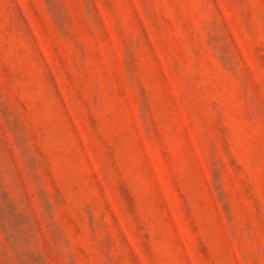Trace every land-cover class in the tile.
<instances>
[{
	"label": "rangeland",
	"instance_id": "obj_1",
	"mask_svg": "<svg viewBox=\"0 0 264 264\" xmlns=\"http://www.w3.org/2000/svg\"><path fill=\"white\" fill-rule=\"evenodd\" d=\"M0 264H264V0H0Z\"/></svg>",
	"mask_w": 264,
	"mask_h": 264
}]
</instances>
